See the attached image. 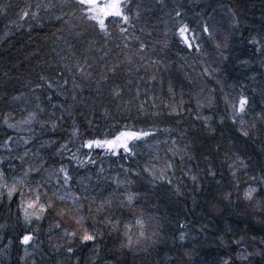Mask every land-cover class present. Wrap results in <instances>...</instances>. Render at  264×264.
Segmentation results:
<instances>
[{
	"label": "trees",
	"instance_id": "obj_1",
	"mask_svg": "<svg viewBox=\"0 0 264 264\" xmlns=\"http://www.w3.org/2000/svg\"><path fill=\"white\" fill-rule=\"evenodd\" d=\"M49 2L56 7L49 11L40 9L42 27L31 18H19L22 11H35L37 3ZM61 3L62 0H0V137L5 130V114H10L14 122H18L27 118L30 111H38L37 104L44 109L40 119L59 121L60 127L55 133L42 134L39 126L33 125L39 138L35 147L49 137L63 143L70 136L73 120L86 136L107 131L115 133L125 125L152 130L156 135L139 142L135 155H122L117 159L116 167L109 165L104 168L103 175L111 181L117 176L123 179L124 170L129 169L127 175L133 183L125 187L134 194V200L130 206L120 207L119 201L127 200L121 188L115 196H111L112 205L99 213L98 206L109 199L115 184L101 181L98 187L94 175L97 171L80 173V168L74 170L75 162L69 164L63 157H55L54 166L63 160L69 167L74 180L72 191L81 196L87 222L101 233L96 245L99 252L94 253L92 245L81 247L76 240L72 244L76 255L70 262L63 258V248L57 253L49 247V237L52 243H65L57 233L67 229L65 223L68 220L62 221L57 215L61 207L57 201V211L45 214V219L39 222L41 248L29 261L34 259L36 264H74L78 258L79 264H173V261L175 264H218L224 259L217 255L222 252L217 246L222 239L230 243L233 235L243 236L247 243L256 242L264 247L261 243L264 240V187L256 194L261 201L259 208L241 197L247 186L252 183L256 186V181L251 178L253 174L257 177L264 175V122L257 119L264 110V100L259 94L260 87L264 86V55L254 52L259 45L249 43L252 38L264 37V0H134V3L147 7H142L139 19L133 20L135 28L129 30V43L134 50L139 43L135 39L138 36L148 45L144 63L149 58L162 62L156 80L150 79L153 68L147 71L141 68L139 72L132 68L128 71L130 66L122 64L115 74L107 72L108 67L123 59L122 52L126 51L118 28H111L112 36L109 38L80 21H76L78 28L70 30L62 21L54 19V15L61 14ZM173 6L179 8L181 17H175ZM229 9L235 13L234 17L227 14ZM63 11L69 14L76 11L79 15L72 7H65ZM73 18L71 15L64 17L66 20ZM233 19L237 21L236 27H232ZM177 20L195 30L201 52L190 51L183 45ZM204 22L208 23L212 32L221 25L225 26V35L230 34L228 48L224 51L228 58L220 62L218 52L216 65L210 62L209 53L223 37L218 39L213 34L214 38L208 39L201 30ZM117 44L121 47L117 48ZM70 53H75V57L62 59L69 57ZM85 55L92 64L89 69L92 76L88 80L74 69L76 60H82ZM65 65L68 67L65 68ZM206 67L218 71L210 78L202 75ZM102 74L107 75V80L99 84L97 92L96 82L100 81ZM40 76L46 77V80L41 81ZM73 80L81 88H74ZM48 83L52 84L51 88H48ZM37 84L41 87L37 88ZM202 84L206 86L212 103L198 108L197 95ZM169 85L173 93H169ZM117 86L121 95L114 98L112 89ZM74 94L77 97L75 101L71 98ZM240 95L247 96L251 101V111L244 118L247 122L244 127L248 128L251 122L256 121V128L251 129L248 137L241 135L239 122L232 123L230 105L225 103L226 96L235 100ZM141 104H144V111L140 110ZM69 105L72 107L68 108ZM167 105H179L180 114L170 115L171 109ZM65 109L71 112V116ZM203 117H210L211 131L205 128ZM88 121H92L91 125ZM7 131L16 138L31 135L27 127L21 132ZM173 139L181 148L186 144L189 146L186 153L191 159L182 162L180 158L174 159L169 152ZM148 142L150 147L158 144L159 151L172 164L163 179H153V176L160 175L157 172L148 173L153 165ZM49 151L41 150L45 159H49ZM2 155L4 153L0 151ZM238 157L245 161L247 168L229 166ZM209 168L216 173L215 177L209 175ZM19 171L17 168L16 173ZM8 175L11 179L12 173ZM33 175L41 179L40 175ZM193 175L197 176L195 182L191 179ZM87 176H92V180L88 181ZM77 180H83L88 185L87 192L82 185L75 183ZM41 191H46L50 197L53 186L45 184ZM84 195L90 199L84 200ZM91 197L96 198L95 203H92ZM145 197L151 204L154 227L151 226L150 231L156 233L155 238L152 241L144 239L132 249L122 247L126 232L134 239L140 236L139 232L132 234L131 226L137 224V214H142L141 204L146 203H141V200ZM18 201L19 197H14L10 209L7 205L0 206V225L6 226L0 229V241L21 230L16 218ZM109 217L115 228L107 223ZM53 222H60L61 227H53L49 232ZM181 223L187 225L184 230L187 233L186 247H180L177 242ZM0 264H5V261ZM6 264H16V257L7 259ZM254 264H262V260Z\"/></svg>",
	"mask_w": 264,
	"mask_h": 264
},
{
	"label": "snow or ice",
	"instance_id": "obj_2",
	"mask_svg": "<svg viewBox=\"0 0 264 264\" xmlns=\"http://www.w3.org/2000/svg\"><path fill=\"white\" fill-rule=\"evenodd\" d=\"M35 11L24 10L20 13V19L25 20L31 18L32 21H35L37 25L43 26L41 23V17L39 15L40 9L49 11L51 8L56 7V5L51 2L37 3ZM65 7L75 8L77 12L74 11L69 14L66 11H63ZM147 7L141 5L140 3H134V0H62L60 4L61 14L54 15L56 21H62L64 25L69 26L70 30L78 28L79 25L76 21L81 23L89 24L94 30L102 34L105 38L112 36L111 28H118L119 34L123 37V49L126 51L122 52L123 59H119L116 63L112 64L111 67L107 68V72L115 74L118 68L121 65L130 66L127 70L131 71L132 68H135L137 72L141 68H144L147 71L149 68H153V75L150 77L151 80L157 79V73L160 72L162 62L156 59H148V62L145 64L144 60L146 57V52L148 45L140 40L137 36L135 39L139 41L138 46L133 48L129 43V30L135 28L133 23L134 19H139L141 15V8ZM173 11L175 17H181V11L178 7L173 6ZM227 14H231L233 17L235 13L229 9ZM74 17L75 20H66L65 16ZM171 16L172 13L170 12ZM179 28L178 34L181 38V42L188 50H195L196 52H201V44L196 42L197 36L194 29H190L189 25L183 23L180 20L176 21ZM237 26V21L232 20V27ZM202 33L206 34L208 39H213V32L211 31L210 26L207 22L202 23L201 25ZM141 31H144L141 29ZM191 33V35H189ZM76 35H80L79 32H76ZM151 35V33H148ZM166 35V33H165ZM57 39H60L57 37ZM230 39V34L223 36L222 41L215 43V48L219 50L220 53V62L227 60V56L224 55V51L228 48V42ZM249 43L252 45H259V47L254 48V52L264 55V37L260 39L252 38L249 40ZM167 45L165 44V47ZM117 48H120L121 45L117 44ZM91 50V46L89 48ZM59 56L60 53L57 52ZM107 55V53H105ZM120 55V54H118ZM75 53H70L69 57H62V59L74 58ZM103 59V57H101ZM246 63V62H244ZM264 63V61H262ZM68 65H65L67 68ZM163 67H167L163 65ZM92 68V64L89 63L88 56H84L82 60H76L74 64L75 71L85 80L91 78L92 73L89 69ZM71 71V69H70ZM216 68L206 67L203 69L202 75L213 77L214 73L217 72ZM142 79V77H141ZM41 81H45L46 77L40 76ZM107 80V75L102 74L100 81H97L96 91L99 92V84ZM66 84L67 81H64ZM74 88H81L80 84H77L73 80ZM48 88L52 87L51 83H48ZM37 88L41 85L37 84ZM35 91V89H33ZM169 93H173V88L169 85ZM59 94V93H58ZM259 94L262 100H264V86H261L259 89ZM121 91L119 86L112 89V96L119 97ZM139 96V88H137V97ZM20 97H14L13 99H19ZM72 100H76V95H72ZM51 100V97H48ZM39 100V97H37ZM183 102V101H182ZM212 103L211 98L207 100H197V107L202 108L210 106ZM225 103L230 105L231 109V121L233 124L237 122L240 123V133L244 137H248L251 129L256 128V121H253L249 124L248 128H245L244 125L247 123L245 121V116L248 115L251 111V101L245 95L238 96L235 100H229L227 96L225 97ZM55 108L56 105H53ZM61 108H64V105H60ZM72 105H69L68 108H71ZM153 107H156L153 104ZM171 109L169 114L175 113L179 115V105L172 106L167 105ZM38 111H30L27 118H24L18 122H14V118L10 117V114H5L3 118V124L5 126L4 134L0 137V151H3L4 155L0 156V206L7 205L10 209L11 205L14 202V197H19L17 204V222L21 225V230L16 233L14 236L6 238L5 241H0V257L4 258L5 264L7 258L12 255L13 251L16 254V264H36L35 260L29 261L30 257L35 256V254L40 250L42 240L39 237V222L45 219V214L57 211L56 204L57 201L61 203L57 215L61 220H70L74 218L75 224L79 225L78 230L68 231L63 229L61 232L57 233L60 238L65 242L64 244L52 243L51 237H49V247L54 249L55 252H60L61 248L64 250L63 258L70 262L73 261V257L76 255V249L72 247L74 241L78 240V243L81 247H88L92 245V251L94 253L99 252L98 247V237L101 236V233L92 227L91 225L85 227V221L87 216L82 211L83 204L81 202V196L75 194L72 191L73 187V175L69 167L65 166L63 160H61L57 166L55 164V157H63L68 161L69 164L75 162L74 167L83 168L87 165H96L97 160L96 156H122L127 154L128 156L135 155V149L139 146V142L145 141L148 137H153L156 133L152 130L136 128L135 125L128 126L125 125L123 128L117 129L115 133L111 131L104 132L99 135L86 136L81 132L80 127L73 120L71 124V133L68 139L63 143H60L58 139H53L49 137L47 140L39 142V147H35V143L39 139L35 132L36 129L33 125H38L42 134L46 132L55 133L60 127L59 121H45L40 119V113L44 111L39 104L36 105ZM140 110L144 111V104L140 105ZM68 112V115L71 116V112L68 109H65ZM159 113H153V115H158ZM54 115V113H53ZM107 115V112H105ZM197 118H200L199 116ZM60 119H63L61 117ZM259 121L264 122V110L261 111L258 118ZM204 126L208 131L212 130L211 125L209 124L210 117H203ZM91 125L92 121H88ZM27 127V131L31 135L25 137L20 135L18 138L13 137V135L7 130H12L13 132H21L24 128ZM165 131H171V129H165ZM172 144L175 146L176 140H172ZM13 145H16L13 147ZM33 145V147H29ZM73 145V147H70ZM188 145L184 146V149H176L173 147L171 151L173 155H179L180 161L185 160V155L181 154L188 150ZM23 149L20 151V149ZM49 159H45L41 150H48ZM86 150V151H82ZM68 153L69 155H65ZM191 159V157H188ZM50 160L52 161L50 163ZM230 167L239 168L244 166L247 168L245 161L243 159L237 158L236 161L229 165ZM122 167V166H121ZM19 168L20 171L17 174L16 169ZM172 168V164L165 162V169L160 173L159 176H153V179H163L166 175L168 169ZM147 170V169H146ZM125 176L123 179H120L119 176L113 178L111 183L115 184V188L112 189L109 199L102 201L97 208V212H102L106 207H110L113 203L111 196H115L116 192L119 189H124V194L127 195V200H120V207L130 206L134 200V194L128 191V187L133 181L127 175L129 169H125ZM190 171V170H189ZM9 172L12 173L11 179H9ZM105 169L103 166L99 167V171L94 173L97 179V186L100 187L101 181H108V177L103 175ZM41 176V179H37L33 174ZM46 174V175H44ZM233 176L235 172L232 173ZM136 175H139L138 173ZM209 175L215 177L216 173L209 168ZM252 180L256 181V186H250L247 191L244 193V199L248 201L255 202L256 194L260 191L261 187H264V175L257 177L252 175ZM88 181L92 180V176H87ZM191 179L195 182L197 181V176L193 175ZM171 183V181H168ZM75 183L83 186L84 191L87 192L88 185L84 183L83 180H77ZM45 184L53 186L52 195L48 197L46 191L42 192L41 189ZM110 186V185H109ZM47 197V199H43ZM227 198V197H226ZM84 200L90 199L87 195L83 196ZM92 203L96 202L95 197H91ZM91 211V208H89ZM71 213V215H69ZM107 223L110 224L113 228L116 226L112 224V220L109 217ZM138 224L143 225V221L138 219ZM6 227L5 225H0V229ZM59 229L61 227L60 222H53L49 227V232L52 231V228ZM180 232L177 237V242L180 247H186L185 236L186 232L184 231L187 228V225L184 223L179 224ZM156 233H153L155 236ZM144 239H151V237H146L145 233L141 231L140 236L136 239L130 233L125 234V243L122 244V247L132 249L134 246H138ZM222 243H225L228 248L227 251H222L217 253L218 256L224 257L218 264H237V260L241 261L242 264H252L251 257L259 255L262 258V264H264V247H259L253 243H247L244 240L243 236L233 235L230 243L225 242L222 239ZM264 244V240L261 241ZM259 247V250L255 249ZM251 249V250H250ZM231 253H236L235 258ZM74 264H79V259L77 258ZM175 264V261H173ZM197 264H202V262H197Z\"/></svg>",
	"mask_w": 264,
	"mask_h": 264
},
{
	"label": "rangeland",
	"instance_id": "obj_3",
	"mask_svg": "<svg viewBox=\"0 0 264 264\" xmlns=\"http://www.w3.org/2000/svg\"><path fill=\"white\" fill-rule=\"evenodd\" d=\"M73 20H75V18H73ZM224 27L225 26H221V25L218 26L214 30V32H213L214 36H216L218 39H220V37L225 36L226 32L224 31ZM210 50H211V52L209 53L210 62L213 65H216L214 62L216 60H219V57H218L219 56V53H218L219 50H217L216 48L215 49L213 48V49H210ZM218 65H219V63H218ZM197 99H200L202 101L208 99L207 88H206V86L204 84H202L200 86V90L198 92ZM148 147H150V143L149 142H148ZM173 147H175L176 149H181V150L184 149V146H183V148H181L178 144H175V146L172 144V146L169 148V152L172 155H173V152L171 151V149H173ZM148 150H150L151 155H153V162H152L153 165L150 166L151 169L148 171V173L149 174H152V173H156L157 172V173L160 174L165 169L166 157L159 151L158 144H154L153 146H151L150 148H148ZM181 154H184L185 155V160L184 161H187V159H188L187 153L186 152H182ZM126 155L127 154H123V156H126ZM98 157H99V159L97 160V164H96L98 166H95V165H87V166H85L83 168H80V173H84L86 170H88L89 172H95V171L98 172L100 166H103L104 168H106L109 165H113V166L116 167L117 166V159L120 156L112 157V156H103L101 154ZM176 158H180V157H178V155H175L174 156V159H176ZM238 158L241 159V157H238ZM65 166H67V165H65ZM91 167H94L95 169L94 168H91ZM240 167H243V166H240ZM78 169L79 168L74 167V170H78ZM93 169H94V171H93ZM108 181H111V180H108ZM250 186L255 187V185L252 183L251 185H249V186H247L245 188V191H247V189ZM245 191L242 193V196H241L243 199H244V193H245ZM146 198L147 197H145L144 199L141 200V203H146V204H141L142 205V208H141L140 212H142V214H137V220L138 219L142 220L143 221V225L138 224V223L137 224H133V226H131V231H132V234L133 235H137L138 232H139L138 233V235H139L141 233V231H143L145 233V236L146 237H151V239H145V240L152 241V240H154L155 237L153 236V232L151 233L150 227L151 226H152V228L154 227V220L152 219L153 215L150 212L151 211L150 210L151 204L149 202V199H146ZM249 202H252V201H249ZM260 202L261 201L258 198H256L255 202H252V203H254V205L259 208ZM254 209L256 211H258L257 208H254ZM82 211L84 212L83 209H82ZM65 225H66V228L67 229H70V228L72 229L73 228V229H77L78 230L79 227H80L79 225H76L75 224L74 219L68 220L65 223ZM87 225H89V222H87V220H86L84 226H87ZM253 244H256L259 247H261V245L259 243L253 242ZM217 246H218V248L220 247L219 250H221V251H227L228 250V248L226 247L225 243H222V241L219 242ZM259 247H257L255 250L258 251L259 250ZM231 255L235 258L236 253H233V254L231 253ZM14 257H16L15 251H13L12 255L9 256L7 259L10 260L11 258L13 259ZM260 260H262V258L259 255H256V256L251 257L252 264H254L256 261L258 262ZM1 262H4V258H2V257H0V263ZM237 264H242V262L239 261V260H237Z\"/></svg>",
	"mask_w": 264,
	"mask_h": 264
}]
</instances>
